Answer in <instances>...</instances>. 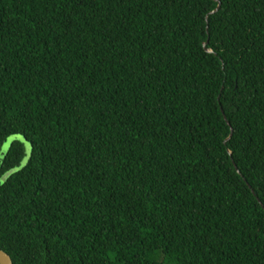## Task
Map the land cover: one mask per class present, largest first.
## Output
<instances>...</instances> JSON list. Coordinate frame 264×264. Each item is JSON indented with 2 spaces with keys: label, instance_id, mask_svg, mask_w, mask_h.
I'll return each mask as SVG.
<instances>
[{
  "label": "trees",
  "instance_id": "16d2710c",
  "mask_svg": "<svg viewBox=\"0 0 264 264\" xmlns=\"http://www.w3.org/2000/svg\"><path fill=\"white\" fill-rule=\"evenodd\" d=\"M0 248L264 264V0H0Z\"/></svg>",
  "mask_w": 264,
  "mask_h": 264
},
{
  "label": "water",
  "instance_id": "95a60500",
  "mask_svg": "<svg viewBox=\"0 0 264 264\" xmlns=\"http://www.w3.org/2000/svg\"><path fill=\"white\" fill-rule=\"evenodd\" d=\"M219 8H220V4H219V7L214 12L216 13L219 10ZM208 52L213 53V50L208 49ZM225 119L227 120V117H225ZM231 138H232V133L230 137L228 138L227 142L230 141ZM230 154H231V151H230ZM0 264H14L11 256L8 253H6L4 250H2L1 248H0Z\"/></svg>",
  "mask_w": 264,
  "mask_h": 264
}]
</instances>
